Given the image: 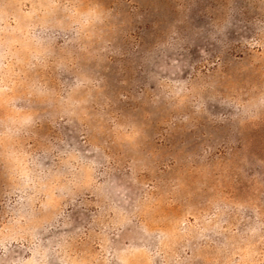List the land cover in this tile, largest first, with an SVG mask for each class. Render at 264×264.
Returning <instances> with one entry per match:
<instances>
[{"label": "rangeland", "instance_id": "1", "mask_svg": "<svg viewBox=\"0 0 264 264\" xmlns=\"http://www.w3.org/2000/svg\"><path fill=\"white\" fill-rule=\"evenodd\" d=\"M0 264H264V0H0Z\"/></svg>", "mask_w": 264, "mask_h": 264}, {"label": "snow or ice", "instance_id": "2", "mask_svg": "<svg viewBox=\"0 0 264 264\" xmlns=\"http://www.w3.org/2000/svg\"><path fill=\"white\" fill-rule=\"evenodd\" d=\"M100 139L105 141L101 147L110 153L112 160H118L120 165L123 166L124 160L133 152L132 147L130 145H117L115 141L111 142L112 147H105L109 142L105 140L103 135L100 136Z\"/></svg>", "mask_w": 264, "mask_h": 264}]
</instances>
